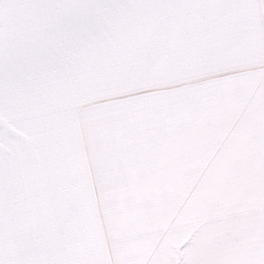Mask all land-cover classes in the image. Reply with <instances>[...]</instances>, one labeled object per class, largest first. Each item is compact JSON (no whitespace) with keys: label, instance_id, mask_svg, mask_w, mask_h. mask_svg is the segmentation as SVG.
<instances>
[{"label":"snow or ice","instance_id":"snow-or-ice-1","mask_svg":"<svg viewBox=\"0 0 264 264\" xmlns=\"http://www.w3.org/2000/svg\"><path fill=\"white\" fill-rule=\"evenodd\" d=\"M0 264H264V0H0Z\"/></svg>","mask_w":264,"mask_h":264}]
</instances>
